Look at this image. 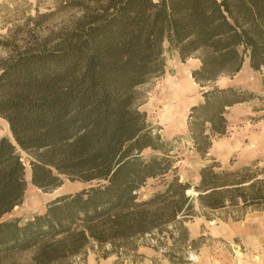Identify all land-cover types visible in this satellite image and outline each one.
<instances>
[{
    "label": "trees",
    "instance_id": "1",
    "mask_svg": "<svg viewBox=\"0 0 264 264\" xmlns=\"http://www.w3.org/2000/svg\"><path fill=\"white\" fill-rule=\"evenodd\" d=\"M79 2L82 16L61 31L32 42L0 41V119L11 135L0 138V264H71L91 246H109L102 258H119L170 224L180 225L181 243L188 241L176 221L188 208L187 184L173 177L162 192L137 200L146 182L172 164V147L139 111L135 95L163 75L165 52L182 62L199 54L191 78L202 101L189 110L187 132L201 157L226 134L231 107L256 99L264 120V84L260 97L215 86L246 59L253 71L264 70V0ZM148 149L157 155L145 159ZM26 165L39 190H55L63 178L88 188L54 199L25 223L3 220L23 201ZM215 167L202 168L194 187L202 208L264 210V166L232 173ZM27 252L30 260L20 263Z\"/></svg>",
    "mask_w": 264,
    "mask_h": 264
},
{
    "label": "rangeland",
    "instance_id": "2",
    "mask_svg": "<svg viewBox=\"0 0 264 264\" xmlns=\"http://www.w3.org/2000/svg\"><path fill=\"white\" fill-rule=\"evenodd\" d=\"M79 1L81 0H0V41L25 38L32 42L34 37L42 39L51 33L63 30L82 16L85 6H81ZM3 51L0 49V56L4 55ZM198 56L199 54H195L182 62L176 53L165 52L163 75L150 79L135 90L139 111L143 112L148 122L158 130L163 142L172 147L170 171L163 177L149 179L145 186L137 192L138 201H147L156 193L162 192L165 189L164 183L171 181L173 177H177L179 183L187 184L184 192L193 189L197 193L194 187L198 184L200 177L198 180L196 178L200 170L209 165H216L215 173L238 172L254 164H258V167L264 166V120L261 119V112H255L260 106L256 99L249 103L235 105L227 110L225 114L226 134L212 139L211 147L205 157L195 152L189 138L187 132L189 111H174V118L167 127H160L157 124L164 116H170L173 111L171 109L175 108L177 102L202 101L201 92L203 90L191 78V72L199 67ZM263 84L264 70L253 71L246 59L239 73L231 78L221 77L215 86L231 87L260 97ZM171 123H174L173 127L179 132L178 135L171 136ZM1 137L11 140L7 124L0 119ZM142 155L145 159H149L157 153L148 149ZM21 157L25 159L22 153ZM25 181L26 190L21 205L15 207L3 220L18 219L21 223H25L36 215H42L47 205L54 199L88 188L87 184L70 182L63 178L59 188L49 191L39 190L30 182V169L27 165ZM187 204L188 208L187 210L185 208L184 216L177 217L176 220L183 222L182 226L185 229L197 220H214L215 222L228 218L234 220L249 212V210L246 213H231L227 210L210 211L202 208L197 198L188 200ZM154 233L155 237H153L154 234L145 235L137 241L135 246L132 244L126 250L121 251L119 258L116 257L117 263L124 264V261L130 257L131 262H137V255L132 253V248L137 245L150 247L157 251L162 249L169 264H179V260H176L179 258L184 259L185 264L196 263L198 253L194 249L199 247L201 241L197 240L192 244L187 241L181 243L180 225L170 224L163 228L162 234H157V231ZM108 250H110L109 246L102 250L91 246L87 250L86 257L92 252L102 257ZM31 256L32 252H27L19 255L17 260L20 263H26ZM86 257L73 258L70 263L83 264Z\"/></svg>",
    "mask_w": 264,
    "mask_h": 264
},
{
    "label": "crops",
    "instance_id": "3",
    "mask_svg": "<svg viewBox=\"0 0 264 264\" xmlns=\"http://www.w3.org/2000/svg\"><path fill=\"white\" fill-rule=\"evenodd\" d=\"M200 65V63H199ZM200 103L181 102L176 104L170 116L164 117L157 124L167 127L173 120L174 111L188 112L191 107ZM173 105V104H172ZM155 123V124H156ZM171 123V136L178 135ZM183 132V131H182ZM197 176L196 180H198ZM188 243L201 241L197 251L195 264H264V210L249 211L239 219L197 220L186 227ZM190 246H188L189 248ZM132 253L138 261L133 263L130 258L124 264H169L163 255V250L137 245ZM83 264H118L117 258L110 255L99 257L92 252Z\"/></svg>",
    "mask_w": 264,
    "mask_h": 264
},
{
    "label": "built area",
    "instance_id": "4",
    "mask_svg": "<svg viewBox=\"0 0 264 264\" xmlns=\"http://www.w3.org/2000/svg\"><path fill=\"white\" fill-rule=\"evenodd\" d=\"M184 195L185 197L188 199V200H193V199H196L198 197V193H195L193 189L191 190H186L184 192ZM192 260V259H191Z\"/></svg>",
    "mask_w": 264,
    "mask_h": 264
}]
</instances>
